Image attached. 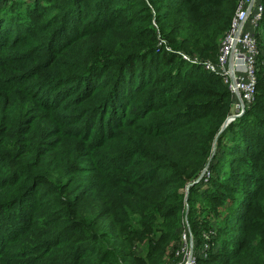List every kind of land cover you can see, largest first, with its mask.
Instances as JSON below:
<instances>
[{
	"label": "trees",
	"instance_id": "obj_1",
	"mask_svg": "<svg viewBox=\"0 0 264 264\" xmlns=\"http://www.w3.org/2000/svg\"><path fill=\"white\" fill-rule=\"evenodd\" d=\"M238 2L0 0V264H171L187 211L197 264H264V67L222 131L239 99L183 60Z\"/></svg>",
	"mask_w": 264,
	"mask_h": 264
},
{
	"label": "built area",
	"instance_id": "obj_2",
	"mask_svg": "<svg viewBox=\"0 0 264 264\" xmlns=\"http://www.w3.org/2000/svg\"><path fill=\"white\" fill-rule=\"evenodd\" d=\"M263 21L264 0H239L230 28L220 43L217 61L183 56L188 64L223 79L233 96L239 99L236 110L240 116L245 113L244 104L248 106L256 99L258 71L261 66L264 67V50L259 41ZM205 240L208 242L209 237L205 236ZM209 251L208 243L202 251L196 250L187 212L182 246L174 253L171 264H197V259L206 258Z\"/></svg>",
	"mask_w": 264,
	"mask_h": 264
},
{
	"label": "rangeland",
	"instance_id": "obj_3",
	"mask_svg": "<svg viewBox=\"0 0 264 264\" xmlns=\"http://www.w3.org/2000/svg\"><path fill=\"white\" fill-rule=\"evenodd\" d=\"M262 49L264 50V36H263V39H262ZM263 60V59H262ZM216 61V60H215ZM215 61H212V62H215ZM256 100V99H255ZM239 102H237L236 104H238ZM255 103V101L254 102H252L250 105H248V106H251V105H253ZM236 104L233 106V110H232V113L230 114V116L228 117V119L227 120H229L230 121V124H232V123H234V122H236V120L238 119V118H242L245 114H242L241 113V116L239 115V111H237L236 110V108H237V106H236ZM240 104V103H239ZM248 106L247 105H245L244 104V107H245V111H246V109L248 108ZM237 116H239V117H237ZM226 123V122H225ZM229 124V125H230ZM229 125H228V127H229ZM224 127V126H223ZM227 127V128H228ZM226 128V129H227Z\"/></svg>",
	"mask_w": 264,
	"mask_h": 264
},
{
	"label": "water",
	"instance_id": "obj_4",
	"mask_svg": "<svg viewBox=\"0 0 264 264\" xmlns=\"http://www.w3.org/2000/svg\"><path fill=\"white\" fill-rule=\"evenodd\" d=\"M237 95H238V94H237ZM229 124H230V121L227 120L226 123L224 124V127H223L222 131L226 130V128L228 127ZM207 171H208V167H207V169L204 171L203 175L200 177V179L198 180V182H200V180L203 178L204 174H205ZM188 195H189V187H188V189H187V191H186V199L188 198Z\"/></svg>",
	"mask_w": 264,
	"mask_h": 264
},
{
	"label": "clouds",
	"instance_id": "obj_5",
	"mask_svg": "<svg viewBox=\"0 0 264 264\" xmlns=\"http://www.w3.org/2000/svg\"><path fill=\"white\" fill-rule=\"evenodd\" d=\"M188 212V211H187Z\"/></svg>",
	"mask_w": 264,
	"mask_h": 264
}]
</instances>
